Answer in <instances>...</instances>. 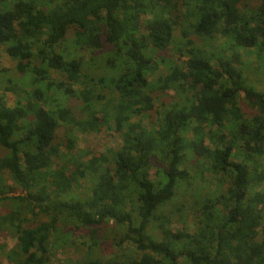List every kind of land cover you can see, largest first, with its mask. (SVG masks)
<instances>
[{"label":"trees","instance_id":"1","mask_svg":"<svg viewBox=\"0 0 264 264\" xmlns=\"http://www.w3.org/2000/svg\"><path fill=\"white\" fill-rule=\"evenodd\" d=\"M0 6V44L34 85L22 93L27 102L0 94V170L26 192L2 197L0 183V198L47 217L24 226L8 214L17 237L11 264H50L51 239L66 232L61 218L92 240L72 264H264V0ZM177 28L185 41L170 59ZM70 45L104 55L106 73L92 75L87 55L68 54ZM112 122L122 144L110 156L77 147L75 130L102 132ZM206 173L216 189L195 197L191 226L173 231L165 208ZM111 222L120 239L105 261L96 252ZM125 246L132 252L121 253Z\"/></svg>","mask_w":264,"mask_h":264},{"label":"rangeland","instance_id":"2","mask_svg":"<svg viewBox=\"0 0 264 264\" xmlns=\"http://www.w3.org/2000/svg\"><path fill=\"white\" fill-rule=\"evenodd\" d=\"M1 7V6H0ZM183 28H177L173 46L168 51L167 58L174 56V50L179 47L182 41H185V38L182 36ZM68 39H72L68 37ZM68 54H81L87 55V69L92 75H100L106 73L104 67L103 56L100 53H93L91 49L81 50L72 47V45L67 48ZM242 59L243 61L249 62L251 66L257 67L256 58L253 55L248 53V50H242ZM165 65L162 64L160 70L165 71ZM256 76L255 73H253ZM54 77H58V74L53 73ZM60 78V77H59ZM257 78V77H256ZM259 78H261L259 76ZM9 85H15L18 89L16 92H11L7 90ZM34 88L32 84V75L29 73L21 74L19 73L16 61L9 57L5 51V47L0 44V94L4 96L5 100L9 104H14L18 99H21L23 102H27V97L25 94L26 91H31ZM75 88H77L75 86ZM173 94V92H171ZM155 118V117H154ZM154 121L156 119H153ZM146 125H150L148 121H145ZM109 129H104L102 132H88L82 133L78 130H75L74 137L78 141L77 147L82 149V151L92 152V154H105L111 155L112 151H115L120 148L122 144L121 133L115 130L114 123L110 124ZM66 128H62L57 133V144H60L61 153H66L64 145H62V140L65 135H68ZM210 144L209 140L207 142ZM242 157L244 159L245 153L242 149ZM93 154V155H94ZM91 157V156H90ZM93 157V156H92ZM254 157L258 158V155L254 154ZM260 163L264 162L263 159H259ZM262 165V164H261ZM264 168V166H263ZM154 172V171H153ZM204 178L197 177V181L193 186L185 185L182 189L178 190L177 196L170 202L167 208H165L166 213L171 215L173 223L171 228L173 231L182 230L185 225L192 223L193 215L195 210H197L198 204L196 199L197 196H204L205 192H214L216 189V180L212 178L210 174H205ZM0 183L3 185V190H5V195L9 196H19L25 195L20 186L15 181L14 177L6 170H0ZM5 186V187H4ZM264 189V184L261 186ZM14 189V190H12ZM82 194L86 191V187H80L77 190ZM0 198V264H11L8 259L10 251L14 249L17 245V237L14 228L10 225L8 214L15 211L17 212V221L22 220L24 226H32L36 222L43 221L47 218L45 215H39L35 217L33 215L32 205H28L25 202L3 200ZM181 210V211H180ZM61 227L66 229V232L63 234H56L54 238L51 239V254L49 255L50 264H72L75 260L83 259L86 256V253L89 251V247H92V240L90 239V234L85 228H80L76 230L75 224L73 221H68L66 218H61L60 223ZM117 225L113 222L109 225H105L104 228L106 231L105 235H102L103 245L101 250L96 253L102 255V259L107 261L109 258H112L114 253H117L114 247V239H120L119 229L116 228ZM75 229V233L71 229ZM79 228V227H78ZM157 232V230H156ZM60 237V238H59ZM95 251V249H93ZM132 249L128 246L122 248L121 253H131ZM118 260L119 258H115Z\"/></svg>","mask_w":264,"mask_h":264}]
</instances>
